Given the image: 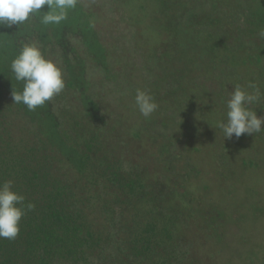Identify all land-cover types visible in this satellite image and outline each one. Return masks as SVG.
I'll return each instance as SVG.
<instances>
[{
  "label": "rangeland",
  "instance_id": "rangeland-1",
  "mask_svg": "<svg viewBox=\"0 0 264 264\" xmlns=\"http://www.w3.org/2000/svg\"><path fill=\"white\" fill-rule=\"evenodd\" d=\"M262 29L264 0H79L58 25L0 27V183L35 205L20 229L60 191L116 260L141 236V264H264V133L215 128L235 84L264 93ZM33 42L66 87L29 111L10 64Z\"/></svg>",
  "mask_w": 264,
  "mask_h": 264
},
{
  "label": "clouds",
  "instance_id": "clouds-1",
  "mask_svg": "<svg viewBox=\"0 0 264 264\" xmlns=\"http://www.w3.org/2000/svg\"><path fill=\"white\" fill-rule=\"evenodd\" d=\"M79 0H0V27L21 26L34 17L43 25H58L65 21L68 12L75 9ZM47 11H43L44 8ZM264 39V29L258 33ZM11 72L17 82L23 84L21 91H12L13 104H23L29 111L44 106L66 87L62 69L46 58L37 43H25L11 61ZM264 98L257 83L235 84L229 98L224 101L226 112L217 119L215 128L224 139L239 140L242 136L264 133V116L254 108ZM135 106L148 118L159 107L146 90L137 89ZM13 182L0 183V239L14 240L20 232V221L35 205H25V197L12 188Z\"/></svg>",
  "mask_w": 264,
  "mask_h": 264
},
{
  "label": "trees",
  "instance_id": "trees-1",
  "mask_svg": "<svg viewBox=\"0 0 264 264\" xmlns=\"http://www.w3.org/2000/svg\"><path fill=\"white\" fill-rule=\"evenodd\" d=\"M62 196L60 191L51 193L31 223L21 227L16 240L0 242V264H12L15 259V264H141L146 259L152 242L140 236L128 242L134 253L116 260L121 244L113 240L101 245L96 241L94 234L78 222L74 203L66 206Z\"/></svg>",
  "mask_w": 264,
  "mask_h": 264
}]
</instances>
